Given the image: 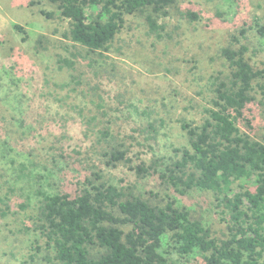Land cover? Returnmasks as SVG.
Returning <instances> with one entry per match:
<instances>
[{"label": "trees", "instance_id": "16d2710c", "mask_svg": "<svg viewBox=\"0 0 264 264\" xmlns=\"http://www.w3.org/2000/svg\"><path fill=\"white\" fill-rule=\"evenodd\" d=\"M42 1L68 21L63 38L70 47L87 54L103 57L109 53L128 17L143 19L147 34L159 42L181 36V25H172L170 19L184 0ZM221 1L235 8V14L241 13L242 0ZM31 4L42 3L33 0ZM41 14L49 20L56 16L45 10ZM217 15L224 16L219 10ZM184 16L190 22L201 18L191 10ZM254 21L241 27L220 49L218 57L230 72L211 75L201 87L200 93L209 95L198 121L174 119L184 138V144L172 145L175 157H157L151 162L146 158L149 152H157L159 133L170 123L161 111L131 105L141 125L133 132L144 137L136 148L148 152L132 150L139 137H122L111 127L101 128L107 113L99 90L88 85L80 93L94 108L87 115L85 110L79 111L83 133L92 138L90 149L100 151L106 167L128 168L129 175L135 172L136 182L157 176L159 189L150 191L152 198L126 179L114 184L105 178L101 165H91L87 158L80 160L81 153L72 145L49 148L43 162L33 149L23 154L0 140V217L24 213L27 223L32 222L46 239V249L52 254L47 253L46 260L54 264H185L196 257H200L199 264H264V137L261 141L244 130L254 129L248 115L258 92L264 108V70L253 66L249 45L244 44L252 31L258 40H264L262 19ZM14 28L23 42L32 41L24 27ZM44 38L35 41L36 48L43 46ZM70 47L63 49L69 52ZM80 58L88 60L80 52L58 60V69L66 72L59 89L77 93L84 86L77 74ZM94 63L90 60L88 67L92 69ZM29 119L23 113L19 118L26 126H30L26 124ZM57 178L59 183H54ZM194 193L211 198L225 223L221 238L202 216L196 217L188 202ZM25 228L32 229L27 224Z\"/></svg>", "mask_w": 264, "mask_h": 264}, {"label": "rangeland", "instance_id": "374dc122", "mask_svg": "<svg viewBox=\"0 0 264 264\" xmlns=\"http://www.w3.org/2000/svg\"><path fill=\"white\" fill-rule=\"evenodd\" d=\"M32 1L0 0V140L15 145L23 154L33 149L43 162L49 148L59 147L60 143L72 145L81 153L78 155L80 160L87 158L91 165H101L105 178H111L114 184H120L124 179L127 183H136L147 198L153 197L151 190L159 189L157 176L136 182L135 172L129 175L128 168L106 167L100 151L90 149L92 138L87 139L83 133L84 121L79 111L85 110L87 115L94 108L80 93L88 85L99 90L105 99L103 104L107 113L101 128L111 127L113 133L122 137H139L138 131L133 132L141 127L135 107L161 111L170 123L159 133L157 152H149L146 158L151 162L157 157H175L177 153L173 152L172 145L184 144V138L180 124L174 119L186 117L198 121L209 95V92L201 94V87L211 75L230 72L224 60L218 57L220 49L241 27L255 24L257 18L264 23V0H242L240 14H235V8H228L221 0H184L179 11L173 10L170 19L172 25H181V36L177 41L159 42L147 34L143 19L128 17L110 52L99 57L87 54L84 49L70 47L63 38L69 27L68 21L60 19L53 6H46L42 0L40 6L32 5ZM41 10L54 12L56 16L49 20ZM189 10L199 12L200 20L190 22L184 16ZM218 10L223 17L217 15ZM14 25L24 27L32 41L23 42ZM40 36H45V42L36 48L35 41ZM257 36L255 31L250 32V39L244 44L249 45L248 58L252 59L253 66L264 70V40H258ZM65 45L70 47L69 52L63 49ZM73 52H80L88 59L87 62L83 58L79 60L77 74L84 86L77 93L58 88L66 74L58 69V60ZM90 60L95 61L92 69L88 67ZM256 98L248 115L253 120L254 129L244 130L262 141L264 108L259 101L263 96L258 92ZM22 113L30 116L26 122L30 126L19 120ZM143 139L139 137L132 150L147 153L146 148H136V143H144ZM59 181L57 178L54 183ZM188 202L194 206L196 217L202 216L211 225L214 235L221 238L225 223L211 204V198L194 193ZM26 224L32 227L29 232ZM33 226L32 222L27 223L22 212L6 219L0 217V264H54L46 260L47 253L52 257L46 249V239ZM191 260L185 264L200 263V257Z\"/></svg>", "mask_w": 264, "mask_h": 264}]
</instances>
